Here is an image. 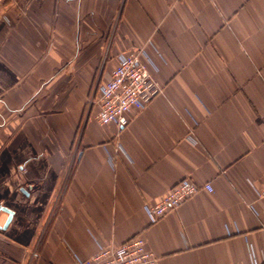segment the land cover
Returning a JSON list of instances; mask_svg holds the SVG:
<instances>
[{"label":"crops","instance_id":"obj_1","mask_svg":"<svg viewBox=\"0 0 264 264\" xmlns=\"http://www.w3.org/2000/svg\"><path fill=\"white\" fill-rule=\"evenodd\" d=\"M138 49L162 91L121 129L103 125L87 101ZM186 177L213 189L151 222L145 204ZM253 186L264 187V0L0 9V205L15 210L0 264H78L138 233L157 264H264Z\"/></svg>","mask_w":264,"mask_h":264},{"label":"built area","instance_id":"obj_2","mask_svg":"<svg viewBox=\"0 0 264 264\" xmlns=\"http://www.w3.org/2000/svg\"><path fill=\"white\" fill-rule=\"evenodd\" d=\"M7 1L0 0V9ZM150 66L154 63L144 49L117 55L111 76L98 84L95 95L89 99V103L97 107L96 118L101 124L114 123L121 129L129 124L134 110L144 109L160 94L162 87ZM201 189L211 191L212 184L200 185L188 177L181 179L158 200L145 204L150 221L156 222L176 210ZM253 191L257 198L264 199V187L253 186ZM76 259L78 264H157L159 257L147 247L143 233H138L119 245H99L89 257L76 256Z\"/></svg>","mask_w":264,"mask_h":264},{"label":"water","instance_id":"obj_3","mask_svg":"<svg viewBox=\"0 0 264 264\" xmlns=\"http://www.w3.org/2000/svg\"><path fill=\"white\" fill-rule=\"evenodd\" d=\"M0 212H4L7 214V217L4 221V223L0 224V230L4 231L7 229L9 224L13 221L15 216V210L11 209L10 207L0 205Z\"/></svg>","mask_w":264,"mask_h":264},{"label":"rangeland","instance_id":"obj_4","mask_svg":"<svg viewBox=\"0 0 264 264\" xmlns=\"http://www.w3.org/2000/svg\"><path fill=\"white\" fill-rule=\"evenodd\" d=\"M87 103H88V105L90 104L89 103V99H88ZM89 107H91V104L89 105ZM70 172H71V167H69L68 169L64 170V172H63L64 174L62 173V175H61V179H60L59 185L62 186L63 188L67 184L68 178L70 176ZM63 188H62V191H63ZM62 191H61V193H62ZM56 200L53 201L54 204L52 206H50V207H53V209L56 207V204H57ZM3 201H6V199L3 200Z\"/></svg>","mask_w":264,"mask_h":264}]
</instances>
